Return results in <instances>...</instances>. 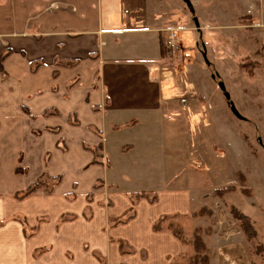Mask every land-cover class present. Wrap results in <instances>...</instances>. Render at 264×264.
<instances>
[{"label":"crops","instance_id":"obj_1","mask_svg":"<svg viewBox=\"0 0 264 264\" xmlns=\"http://www.w3.org/2000/svg\"><path fill=\"white\" fill-rule=\"evenodd\" d=\"M150 11L149 0H0V264H29L35 246L57 240L77 251L86 240L108 245L109 237L143 253L126 264H169L179 254L168 232L152 231L161 217L192 208L189 191L162 185L169 176L138 191L155 201L141 199L134 219L104 235L108 219L126 212L138 193H123L111 179L108 137L117 144L141 118L172 113L159 19ZM133 145L114 147L125 155ZM42 178L58 179L51 194L17 198ZM90 192V226L82 230L77 220L56 229L59 216L82 212ZM105 199L110 207L99 208ZM41 216L49 221L26 240L20 220L33 226Z\"/></svg>","mask_w":264,"mask_h":264},{"label":"rangeland","instance_id":"obj_2","mask_svg":"<svg viewBox=\"0 0 264 264\" xmlns=\"http://www.w3.org/2000/svg\"><path fill=\"white\" fill-rule=\"evenodd\" d=\"M189 1L193 14L182 0H149L150 10L156 12L153 18L159 19L160 72L164 87L173 94L172 113L162 110L160 116L141 118L134 127L122 131L118 143L134 144L125 155L108 137L111 179H117L121 191L127 193L159 187L161 178L169 176L172 179L162 185L190 192L191 211L168 215L174 218L161 225V230L180 245L179 254L169 264H191L196 236L204 242L209 264H264V3ZM193 17L198 20L199 32ZM172 33L179 42L175 52L166 47ZM203 47L208 64L202 57ZM212 75H216L214 80ZM218 82L224 84L245 120L231 113ZM173 138L177 144L172 147ZM38 182L40 189L35 193L44 194H51L59 183L46 178ZM94 194L86 195L81 213L59 216L56 229L77 220L83 222L82 230L90 226ZM133 195L126 212L108 219L105 236L108 230L134 219L141 199ZM25 197L22 192L17 198ZM145 197L150 203L155 201L149 194ZM110 205L105 199L98 206L106 209ZM240 218H244L242 223L236 220ZM25 221L20 220L29 240L49 216L37 218L33 226ZM167 226L177 229L181 240ZM57 242L35 246L30 250L33 260L29 264H126L124 258H144L122 239L112 237L103 246L83 241L77 251L72 244L59 246ZM75 253L82 256L75 258Z\"/></svg>","mask_w":264,"mask_h":264},{"label":"trees","instance_id":"obj_3","mask_svg":"<svg viewBox=\"0 0 264 264\" xmlns=\"http://www.w3.org/2000/svg\"><path fill=\"white\" fill-rule=\"evenodd\" d=\"M0 71H1V66H0ZM22 112L28 114L24 108L22 109ZM40 184L41 183L37 181L35 184H33L32 186H30L29 188H27L23 192V194L25 196H30L31 194L35 193L36 191H38L40 189ZM146 195L147 194H145L144 192H140L139 194H136L135 193V195H133V196L135 197V199L137 198V199L140 200V199H145L146 198L145 197ZM154 200H155V198H154ZM170 218H174V216H172V217L171 216L161 217L159 219V221L153 226V229L152 230L155 231V232H161L162 231L161 230L162 223L165 220L170 219ZM236 220H238L239 222H241V221L244 220V218H240V219H236ZM167 228L171 231L172 234L174 233V235H176L177 239L181 240L180 236L178 234H176L178 232L177 229H174L173 227H169V226H167ZM193 245L195 247V249H194L195 250V252H194L195 255L191 259V264H209L208 252H207V249H206V247L204 245L203 240H201L199 238V236H196L195 237V241L193 242Z\"/></svg>","mask_w":264,"mask_h":264},{"label":"water","instance_id":"obj_4","mask_svg":"<svg viewBox=\"0 0 264 264\" xmlns=\"http://www.w3.org/2000/svg\"><path fill=\"white\" fill-rule=\"evenodd\" d=\"M182 1L185 3V5L187 6V8L190 10L191 14H193L194 13V10L192 8V4L190 3V1L189 0H182ZM193 23H194V26H195L196 30L199 32L200 31V28H199V25H198V20L195 17H193ZM202 57H203L204 62L206 64H208V61H207V58H206V53L204 51V47H203ZM211 78L214 80L216 78V75H212ZM217 86H218L219 90L223 93L224 98L227 100L228 105H229V109H230L231 113L237 119H239V120H245V118H243L238 113V111L236 110L234 104L231 102L230 96H229L228 92L226 91L224 84L222 82H218L217 83Z\"/></svg>","mask_w":264,"mask_h":264},{"label":"built area","instance_id":"obj_5","mask_svg":"<svg viewBox=\"0 0 264 264\" xmlns=\"http://www.w3.org/2000/svg\"><path fill=\"white\" fill-rule=\"evenodd\" d=\"M166 47L167 49L175 52L179 50V42H178V37L176 33H172L169 35L168 40L166 41Z\"/></svg>","mask_w":264,"mask_h":264}]
</instances>
